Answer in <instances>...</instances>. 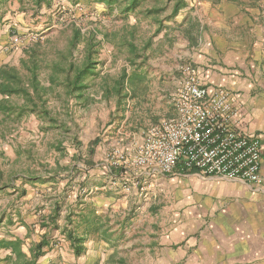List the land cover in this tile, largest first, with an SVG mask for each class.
Here are the masks:
<instances>
[{
	"label": "crops",
	"instance_id": "1",
	"mask_svg": "<svg viewBox=\"0 0 264 264\" xmlns=\"http://www.w3.org/2000/svg\"><path fill=\"white\" fill-rule=\"evenodd\" d=\"M37 14V6L27 0L0 4V66L13 65L9 62L12 53L7 54L18 44L13 33L24 29V21ZM172 22L180 26L187 46L180 59L195 69L199 85L209 90L228 89L237 101L238 126L259 138V181L247 183L187 170L156 174L145 182L149 189L158 183L166 188V200H158L165 201L164 205L156 204L155 195L147 205L148 197L130 195L122 187L119 192L123 197L118 199L112 194L74 195L64 202L55 198L41 215L39 226L43 229H29L21 216L17 228L11 220H0V264L15 261L8 243L19 241L29 259L42 238L46 244L36 264H264V0H186L185 8ZM123 180L126 178L118 181L122 184ZM115 200L119 202L114 207L119 208L120 223L110 229L123 233V237L133 232L136 238L127 243L133 252L121 255V243L90 238L83 243V252L75 255L66 237L70 228L66 217L70 212L97 204L105 207ZM127 203H132L135 211L141 209L140 216L131 214ZM146 207L156 211H148L150 216L143 218L141 212ZM126 221L132 222L129 231Z\"/></svg>",
	"mask_w": 264,
	"mask_h": 264
},
{
	"label": "rangeland",
	"instance_id": "2",
	"mask_svg": "<svg viewBox=\"0 0 264 264\" xmlns=\"http://www.w3.org/2000/svg\"><path fill=\"white\" fill-rule=\"evenodd\" d=\"M37 10V15L24 21V29L13 33L18 44L13 45L7 54L12 53L9 62L18 68L20 59L26 57L25 49L32 45L44 52L46 63L60 62L58 52L67 51L72 25L80 27L86 37L95 30L114 31L127 24H136L135 43L140 44V40L151 36L152 45L146 52L147 60L138 69L142 78L140 90L136 97L126 100L123 114L117 111L115 98L102 93L101 77L110 81L122 67L129 69V66L125 54H118L111 42L102 41L97 55L100 76L89 83L81 99L69 97L61 85L50 87L49 70L45 68L40 72L41 83L50 87L44 106L56 119V125L35 113L20 120L12 117L0 120V220H11L17 228L23 219L33 231L43 229L39 226L41 215L49 210L55 198L64 202L74 195L82 198L110 194L117 196L115 199L123 197L119 192L122 187L118 181L120 173L106 171L102 164L104 155L113 147H131L145 127L174 113L170 98L181 75L180 67L185 64L180 57L187 48L180 26L172 20L165 22L167 27L153 35L155 25L135 16L122 19L91 0H48ZM96 38L101 39V33L96 34ZM84 43L80 42L72 52L75 64L83 59ZM175 47L179 58L175 56ZM11 101L21 103L16 97ZM24 175L41 176L47 182H25ZM51 176L52 181H48ZM143 187H133V192L124 190L140 198L148 197L144 202L147 205L151 204L153 195L156 204L160 202L158 200H166V188L159 183L150 189L146 184ZM118 203L115 200L105 207L102 204L92 207L102 215L109 214L106 217L109 224L116 227L120 223L119 208L114 206ZM129 205L131 214L136 212V216H140L141 209L135 211V206L132 203L126 206ZM148 211L153 209H142L143 218L146 214L147 218L150 216ZM131 224L126 223V231ZM134 238L136 235L130 232L119 240L121 255L133 252L127 243Z\"/></svg>",
	"mask_w": 264,
	"mask_h": 264
},
{
	"label": "trees",
	"instance_id": "3",
	"mask_svg": "<svg viewBox=\"0 0 264 264\" xmlns=\"http://www.w3.org/2000/svg\"><path fill=\"white\" fill-rule=\"evenodd\" d=\"M6 1L9 0H0V4ZM27 1L39 7L41 3L48 0ZM91 2L103 5L108 13H114L125 20L129 19L130 16L146 20L155 25L153 35L166 28L165 22L173 20L186 6V0H91ZM100 33L102 38L97 39L96 34ZM135 39L136 24H127L114 31L95 30L86 37H84L80 27L72 25L67 51L58 52L61 57L60 62L46 63L45 54L37 45L27 47L24 51L26 57L20 59V68L8 64L0 66L1 121L10 117L20 120L24 115L35 113L39 117L47 119L50 124L55 125L56 119L51 117L44 106L47 92L51 86L61 85L69 97L75 96L81 99L84 91L89 87V83L100 76L97 69V55L102 41L111 42L118 54H125V60L129 66V69L126 66L122 67L110 81L104 76L105 79L101 77L102 93L108 98L114 97L117 111L123 114L126 100L136 97L140 90L142 78L138 69L147 60L146 52L152 45L151 36L144 41L140 40L141 45L135 43ZM82 41L85 42L83 59L79 64H75L73 63L72 52ZM45 68L49 70L48 82L50 87L42 84L39 79L40 72ZM20 70L24 73H21ZM12 97H16L21 103L12 102ZM190 170L196 171V169ZM51 177L53 178V176ZM23 178L27 182L47 181L41 176L24 175ZM54 218L52 215L51 222H54ZM66 220L70 225L66 237L73 245L75 255L83 252V243L90 238L113 245L123 238V233L115 234L110 229L109 220L92 206L81 209L78 213L70 212ZM43 226L46 225L43 224ZM45 244L46 240L42 238L32 248L30 258L27 259L20 249L19 241L8 243V246L15 253V261L11 264H36Z\"/></svg>",
	"mask_w": 264,
	"mask_h": 264
},
{
	"label": "built area",
	"instance_id": "4",
	"mask_svg": "<svg viewBox=\"0 0 264 264\" xmlns=\"http://www.w3.org/2000/svg\"><path fill=\"white\" fill-rule=\"evenodd\" d=\"M180 72L170 98L174 113L145 127L131 147L109 149L103 166L126 178L121 182L125 190L144 189L156 174L190 169L206 176L258 182L259 138L238 126L234 95L222 87L209 90L199 85L189 64L182 65Z\"/></svg>",
	"mask_w": 264,
	"mask_h": 264
}]
</instances>
